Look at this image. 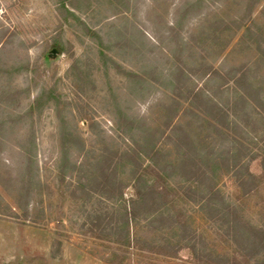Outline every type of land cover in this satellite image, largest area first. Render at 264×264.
Listing matches in <instances>:
<instances>
[{"label": "rangeland", "instance_id": "1", "mask_svg": "<svg viewBox=\"0 0 264 264\" xmlns=\"http://www.w3.org/2000/svg\"><path fill=\"white\" fill-rule=\"evenodd\" d=\"M202 64L247 70L264 103V0H0V264H264V104L245 117ZM189 89L236 123L199 117ZM106 148L137 152L122 195L87 197ZM134 172L165 204L126 227Z\"/></svg>", "mask_w": 264, "mask_h": 264}, {"label": "trees", "instance_id": "2", "mask_svg": "<svg viewBox=\"0 0 264 264\" xmlns=\"http://www.w3.org/2000/svg\"><path fill=\"white\" fill-rule=\"evenodd\" d=\"M55 46H58L57 43L54 44ZM201 71L202 74H209L211 77H222L223 79L231 80L233 81L234 88L236 89V96L233 99V105L236 108H239L243 113L245 117H250V114L248 113V108L251 103L253 104H261V106L264 104L263 99L261 96V89L260 87H257L253 84V82L249 79V75L247 70H243L241 67L238 68H232L228 72H226L225 75H221V73L214 68L212 65L209 64H202L201 69H193L194 71ZM181 71V70H180ZM179 89L178 87L176 88ZM190 91V99L191 103L194 105V112L197 113V115L200 116H206L211 121H214L215 123H218L217 125H214L217 130L221 131V128L224 130L230 129L231 125H234L236 123V110L235 112L230 111L225 105H221L219 102L214 101L209 98L204 97V92L202 90H193L189 89ZM176 92V90H175ZM177 93V92H176ZM174 101L176 104H179V99L174 98ZM223 130V131H224ZM184 134L186 136V139H190L191 136L186 132L181 135L180 141L183 139ZM109 154L105 155L103 154L101 159L98 161V165L96 167L97 171L92 173V176H87V181L91 184V188L86 189V184L82 183L81 187L83 188V191L85 192V195L87 197L92 196V194L97 192L100 196H106L108 199H118L122 195L124 183L121 179L118 177V170H117V164L121 162L126 156L129 157V155H132L133 153H137L133 150V152L130 154V152H120V151H110V149L106 148ZM187 155V152H185ZM154 154L156 157L157 155H160L161 152L158 150L154 151ZM189 155V154H188ZM183 164L186 165L187 168H189L188 172L195 177V178H201L203 171L201 169L200 164L198 163L199 160L197 158H192V156H185L183 158ZM135 165H139V161H135ZM244 168L247 172V175L252 180V184H254L255 179L253 173L249 171V169L245 166H241L235 173L237 177V181L240 184L242 188H245L246 180L242 175L241 169ZM137 171V168H135ZM135 198L131 199V205L129 207H126L124 212L122 213L123 221L126 224L129 223L131 219H136L141 214H152L153 212H158L162 206H164L165 201L163 196L161 195V191L155 187L154 185L143 183V179L141 176L135 175ZM189 190H192L190 187ZM93 191V192H91ZM100 209V208H99ZM229 209V207H228ZM232 210V209H231ZM233 211V210H232ZM233 217H236L235 212L232 213ZM162 217L163 214L159 213ZM108 216V213L104 211L103 209H100L99 212L96 211L94 214L90 215L89 217H93L94 219H91L90 228L91 231L100 230L102 232L105 231V225L104 222L107 221L106 217ZM167 217H173L171 214H168ZM108 218V217H107ZM90 219V218H89ZM108 222L109 226L111 223H113V219H109ZM115 223V222H114ZM115 230H119L120 226L119 223L116 222L114 225ZM251 233L253 235L255 234H262V237L264 239L262 231H258L256 229L251 228ZM261 239L260 244H264V240Z\"/></svg>", "mask_w": 264, "mask_h": 264}, {"label": "water", "instance_id": "3", "mask_svg": "<svg viewBox=\"0 0 264 264\" xmlns=\"http://www.w3.org/2000/svg\"><path fill=\"white\" fill-rule=\"evenodd\" d=\"M57 52H58V50L56 49V48H53L52 50H51V56H55L56 54H57Z\"/></svg>", "mask_w": 264, "mask_h": 264}]
</instances>
